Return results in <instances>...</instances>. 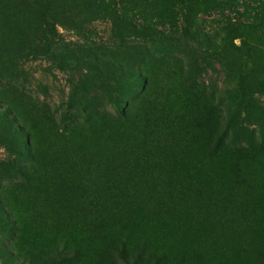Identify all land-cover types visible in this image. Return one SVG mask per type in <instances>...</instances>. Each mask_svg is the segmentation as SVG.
Listing matches in <instances>:
<instances>
[{"label": "rangeland", "instance_id": "rangeland-1", "mask_svg": "<svg viewBox=\"0 0 264 264\" xmlns=\"http://www.w3.org/2000/svg\"><path fill=\"white\" fill-rule=\"evenodd\" d=\"M248 1L0 0V264H264Z\"/></svg>", "mask_w": 264, "mask_h": 264}, {"label": "trees", "instance_id": "trees-1", "mask_svg": "<svg viewBox=\"0 0 264 264\" xmlns=\"http://www.w3.org/2000/svg\"><path fill=\"white\" fill-rule=\"evenodd\" d=\"M252 4H254V1H248L247 4H244V5L247 6L248 8H251L252 10H254L255 8L256 9L259 8L260 11L263 12L264 9H261L260 6L258 7V5H255V4L252 5ZM119 251H120L121 257H122L123 261L125 262V264H130L131 262L126 257L125 252H124V249L121 248ZM140 258H141V253L138 254L137 258L134 259L133 263L134 264H138V262H140Z\"/></svg>", "mask_w": 264, "mask_h": 264}]
</instances>
